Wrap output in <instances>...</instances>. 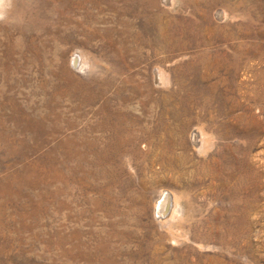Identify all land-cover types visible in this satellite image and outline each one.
<instances>
[{
	"label": "rangeland",
	"instance_id": "obj_1",
	"mask_svg": "<svg viewBox=\"0 0 264 264\" xmlns=\"http://www.w3.org/2000/svg\"><path fill=\"white\" fill-rule=\"evenodd\" d=\"M0 264H264V0H13Z\"/></svg>",
	"mask_w": 264,
	"mask_h": 264
},
{
	"label": "bare ground",
	"instance_id": "obj_2",
	"mask_svg": "<svg viewBox=\"0 0 264 264\" xmlns=\"http://www.w3.org/2000/svg\"><path fill=\"white\" fill-rule=\"evenodd\" d=\"M161 197V199H160V202H159V204L157 205L158 206V208L157 209H159L158 211L161 213V212H165V211H168V214H167V216L168 215H170L171 213H173L174 211H173V203H175V202H171L172 203V205H170V209H169V198H167L166 197V195H161L160 196ZM169 197V196H168ZM168 199V200H167ZM169 209V210H168ZM173 211V212H172ZM172 216V215H171ZM160 218V217H159ZM171 218V217H170ZM167 219H168V217H167ZM166 221V220H165ZM164 221V222H165Z\"/></svg>",
	"mask_w": 264,
	"mask_h": 264
},
{
	"label": "clouds",
	"instance_id": "obj_3",
	"mask_svg": "<svg viewBox=\"0 0 264 264\" xmlns=\"http://www.w3.org/2000/svg\"><path fill=\"white\" fill-rule=\"evenodd\" d=\"M13 0H0V21L7 18L9 10L12 8Z\"/></svg>",
	"mask_w": 264,
	"mask_h": 264
}]
</instances>
